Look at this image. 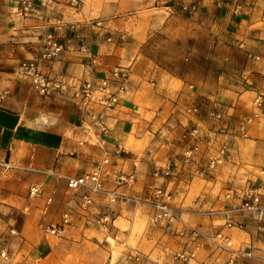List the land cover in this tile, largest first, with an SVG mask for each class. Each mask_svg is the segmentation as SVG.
Listing matches in <instances>:
<instances>
[{
  "label": "crops",
  "instance_id": "0c3cea01",
  "mask_svg": "<svg viewBox=\"0 0 264 264\" xmlns=\"http://www.w3.org/2000/svg\"><path fill=\"white\" fill-rule=\"evenodd\" d=\"M130 2L137 12L149 7L157 17L172 13L192 21L189 30L212 35L220 64L200 79L178 75L154 63L145 39L129 36L138 26L126 31L112 14L103 27L58 14L61 24L55 17L46 29H55L65 49L44 70L79 83L131 65L119 103L104 117L105 130L79 107L72 87L45 96L20 75V62L41 49L33 26L40 21L21 19L12 0H0V166L8 163L30 187H42L20 228L3 233L7 256L0 249V264H185L176 257L184 247L195 252L188 264H227L233 251L216 249L208 239L220 230L232 235L236 248L251 251L236 264H264V218L235 211L245 226L226 227L225 210L232 203L218 198L229 186L259 185L264 191V0ZM109 9L118 16V5ZM95 15L103 17L101 10ZM93 55L97 62L91 64ZM194 105L199 110L188 112ZM196 126L195 136L189 130ZM226 141L227 160L209 172L208 156ZM194 144L199 151L185 163V150ZM106 156L105 187L126 198L111 202L96 193L86 204L82 190L68 188L67 177L92 170ZM169 161L172 173L157 174ZM156 184L171 193L180 220H152L146 199ZM66 211L72 221L63 233L47 232ZM194 227L203 234L192 233Z\"/></svg>",
  "mask_w": 264,
  "mask_h": 264
},
{
  "label": "built area",
  "instance_id": "2783aa9c",
  "mask_svg": "<svg viewBox=\"0 0 264 264\" xmlns=\"http://www.w3.org/2000/svg\"><path fill=\"white\" fill-rule=\"evenodd\" d=\"M15 6V13L21 19H36L40 23L33 24L37 35L42 39L41 49L36 57L23 59L19 64V72L23 78L29 79L32 85L43 95L51 96L54 93H64L68 87L73 88L72 97L78 103L79 107L85 112H89L92 121L96 125H101L106 130L107 127L103 120L106 115L119 103L121 92L126 89L127 81L131 74V65H117L108 74L104 76H96L88 79L80 80L79 83L70 81L64 74H52L51 72L42 68L43 64L57 58L65 49L64 43L61 41L59 35L56 34L55 29L47 30L48 23H53L55 13L50 12V5L60 0H12ZM71 5L78 7L82 0H69ZM61 24L62 17H58ZM65 20V19H64ZM95 25H102L101 20H95ZM85 50L91 52L90 48ZM91 64L97 62V57H91ZM1 98V93H0ZM96 105H100L101 109L97 110ZM199 110L198 105L187 108L188 112H196ZM250 118H248V121ZM245 128V123L241 125ZM223 131V129H219ZM199 131L198 126L189 130L192 135H197ZM229 142H225L221 148L211 153L207 158V169L211 172L220 164L227 160V150ZM199 151V145L194 144L187 148L184 153L183 161L189 162L194 159L195 154ZM110 162L109 156H106L102 161L98 162L96 166L82 175L68 176V188L75 191H83L86 204H91L94 201L93 194L102 193L110 198L111 202H115L120 198H126L120 192L111 190L105 187V181L108 176L106 166ZM9 167V164L6 163ZM173 171V163L169 161L165 169L157 170V174H171ZM261 174L264 176V168L261 169ZM123 176H121V180ZM42 192V187L33 185L29 189V196L35 197ZM264 191L259 185H250L244 189H237L232 186L226 187L218 194L219 199H227L231 201L232 206L225 210L226 227H244L245 223L237 221L234 217L235 211L244 213H251L258 219L264 218V206L262 205ZM171 193L163 185L156 184L152 187L146 201L150 204L153 211V219L155 221L166 222L172 220H180L181 214L179 208L172 204ZM139 199V198H138ZM110 213L107 214L109 216ZM108 217H104V222L108 221ZM72 221V213L66 211L62 214L60 222L51 224L45 227L47 232L61 235L69 223ZM15 232L16 229H11ZM192 233L196 236L203 233L199 228H192ZM209 241L220 250H232L234 255L230 257L227 264H236L238 257L251 256V251L245 247L236 248L234 246V239L230 233L223 230L216 232L212 236H208ZM1 255L7 256V251L1 249ZM195 256V252L188 247L182 248L176 257L183 259L185 264L189 263V258Z\"/></svg>",
  "mask_w": 264,
  "mask_h": 264
},
{
  "label": "rangeland",
  "instance_id": "374dc122",
  "mask_svg": "<svg viewBox=\"0 0 264 264\" xmlns=\"http://www.w3.org/2000/svg\"><path fill=\"white\" fill-rule=\"evenodd\" d=\"M111 1L113 3H110ZM111 4L118 5V11L116 10L118 16L109 9ZM148 8L144 7L142 12L134 11L130 0H82L78 7L71 5L69 0H60L50 5V12L65 15L66 21L75 23L87 21L89 24H94L95 20H101L102 27L105 26V21L119 18L121 26L126 31H131L136 25L137 33L129 36L142 41L145 39V52L154 63L178 75H189L194 79H200L209 70L219 68L220 62L214 58L216 43L213 42L212 35L201 29L189 30L193 25L192 21L182 16L171 13L166 17L162 15L157 17L149 14L151 12L147 10ZM97 10H101L103 17L96 18ZM111 14L112 18L106 17ZM134 15H137V19L131 18ZM175 84L176 78L173 79V86ZM29 189V184L25 182L19 170L15 167L8 168L6 165L0 166V249H2L3 233L13 228H20L24 220L23 213L28 210V204L33 198L29 196ZM139 218L141 219L140 216ZM152 220L159 222L155 221L153 216ZM162 223L166 221L163 220ZM138 228L136 224L134 231ZM49 236L60 239L51 234Z\"/></svg>",
  "mask_w": 264,
  "mask_h": 264
}]
</instances>
